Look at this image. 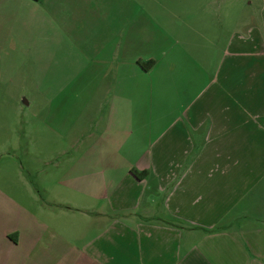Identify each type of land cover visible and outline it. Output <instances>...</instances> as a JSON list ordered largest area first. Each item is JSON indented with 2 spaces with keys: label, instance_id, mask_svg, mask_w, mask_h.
<instances>
[{
  "label": "crops",
  "instance_id": "crops-1",
  "mask_svg": "<svg viewBox=\"0 0 264 264\" xmlns=\"http://www.w3.org/2000/svg\"><path fill=\"white\" fill-rule=\"evenodd\" d=\"M137 4L118 0L76 22L55 0H0L2 77L27 56L19 29L37 35L39 65L49 51L36 92L52 99L54 149L14 162L25 195L10 194L0 264H264V33L262 52L238 46L250 50L212 75L163 14ZM261 22L264 31V10ZM193 32L211 43L202 24ZM4 172L8 195L17 188Z\"/></svg>",
  "mask_w": 264,
  "mask_h": 264
},
{
  "label": "rangeland",
  "instance_id": "rangeland-1",
  "mask_svg": "<svg viewBox=\"0 0 264 264\" xmlns=\"http://www.w3.org/2000/svg\"><path fill=\"white\" fill-rule=\"evenodd\" d=\"M57 3H62L59 10V16L66 20L67 15H70L76 10V19L90 16L94 11L103 8L110 9L118 0H55ZM122 4H127L131 0H120ZM136 1L140 8L150 9V13L163 14L164 22L170 25V30L173 34L179 37L182 47L191 48L196 59L208 67L209 71L214 75L221 69L222 63L227 57H231L234 53H245L249 49H239L236 47L247 45L249 42L256 43V49L251 50L258 53L261 49L262 40L259 41L260 35L264 31L260 26L262 14L264 10V0H133ZM137 4V7H138ZM49 6V4H48ZM125 7V6H124ZM74 9V10H72ZM79 9V11H78ZM171 12V15H170ZM50 12L45 11L42 14V31L50 38V30L53 24L50 20ZM169 16V17H168ZM24 15H19V20L25 18ZM64 23V22H62ZM262 23V22H261ZM203 25V30L209 35L211 43L207 39L196 40L193 28L198 25ZM59 37L60 32H56ZM205 33V34H206ZM15 41L23 44V53L26 56L25 60L20 62L21 69L14 70L5 74L3 77L0 74V181L4 179L6 172H10V182L15 189L13 192L7 190L8 195H4L0 190V251L3 252L5 245L2 243V234L6 232L12 223L13 212L9 213L8 205L12 197L17 200L20 196L25 195L24 185L21 178L18 179V174L15 172V163L17 166L30 159L24 154H44L49 157L53 152L52 133L50 130L51 117L53 112L50 111L52 99L50 95H39L36 92L39 86L40 71L50 70L49 51L44 52L43 60L39 65L38 60L34 58L33 47L34 35L33 30L21 28L15 32ZM258 44V45H257ZM260 45V47H259ZM24 50H26L24 52ZM210 50L212 63L205 62V55ZM5 51L10 54L15 53L12 49L6 48ZM2 55L8 56L7 53ZM255 53V54H257ZM10 65H15L14 60L18 59L13 56ZM48 60V61H47ZM1 70V68H0ZM41 81V80H40ZM66 98V96H64ZM27 102V103H25ZM46 109V110H45ZM4 122V126L2 125ZM39 127V128H37ZM40 133H38V130ZM264 130V128H263ZM258 139L250 142L251 151L259 148ZM263 150V147L261 145ZM3 154H17V159L9 160ZM24 164V163H23ZM52 164V163H51ZM51 164L43 162L41 169L45 173L51 170ZM26 165V164H24ZM31 165V163H30ZM34 168V166H32ZM38 169V167H37ZM29 171V170H26ZM4 172V173H3ZM23 172V171H22ZM24 174V173H23ZM27 176L34 187V192L39 200L47 198V192L37 186L38 178L36 171L27 172ZM1 185V183H0ZM12 197H11V195ZM44 198V199H43Z\"/></svg>",
  "mask_w": 264,
  "mask_h": 264
},
{
  "label": "trees",
  "instance_id": "trees-1",
  "mask_svg": "<svg viewBox=\"0 0 264 264\" xmlns=\"http://www.w3.org/2000/svg\"><path fill=\"white\" fill-rule=\"evenodd\" d=\"M153 64H154V62H150L149 64L143 65L142 67H143L145 70H148ZM134 174H136L135 171H134Z\"/></svg>",
  "mask_w": 264,
  "mask_h": 264
},
{
  "label": "water",
  "instance_id": "water-1",
  "mask_svg": "<svg viewBox=\"0 0 264 264\" xmlns=\"http://www.w3.org/2000/svg\"><path fill=\"white\" fill-rule=\"evenodd\" d=\"M25 103H27V102H25Z\"/></svg>",
  "mask_w": 264,
  "mask_h": 264
}]
</instances>
